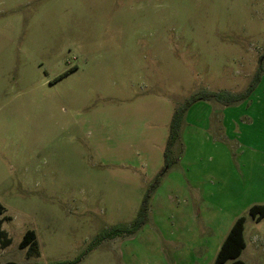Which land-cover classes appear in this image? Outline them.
<instances>
[{"label":"rangeland","instance_id":"obj_1","mask_svg":"<svg viewBox=\"0 0 264 264\" xmlns=\"http://www.w3.org/2000/svg\"><path fill=\"white\" fill-rule=\"evenodd\" d=\"M260 67L189 107L166 169L175 108ZM0 205V264H213L240 217L264 264V0H0Z\"/></svg>","mask_w":264,"mask_h":264},{"label":"trees","instance_id":"obj_2","mask_svg":"<svg viewBox=\"0 0 264 264\" xmlns=\"http://www.w3.org/2000/svg\"><path fill=\"white\" fill-rule=\"evenodd\" d=\"M262 74V68H258L255 72L248 87L240 93H232L228 91L213 92L207 89L198 91L191 94L183 103L175 108L174 113L170 120L169 135L165 145L163 158L165 167L168 169L175 163V159H172L171 148L175 141L179 140L180 130L184 116L191 105L196 102L206 101L220 104L223 107L236 105L248 98L253 92L257 84L260 82ZM161 175L155 180L154 189L157 187L161 180ZM152 191H148L145 195L140 209L138 211L136 219L130 224H119L112 226L108 229H104L97 234L90 244L88 250L96 247L98 244L104 241L114 240L116 238H126L134 235L146 222L148 217V202ZM2 206L0 205V214L2 213ZM249 216L256 222L264 221V205H254L249 209ZM4 220L8 218L3 217L0 219V248L5 249L11 244V239L7 236V233L1 229V225ZM245 219L243 217L238 218L233 226L230 228L228 234L223 240L220 249L213 264H245L239 259L242 251L245 249V242L243 237ZM36 247L35 232L32 230L26 231L22 240L19 243L20 249H34ZM79 259L73 262H58L56 264H78ZM14 264V263H6Z\"/></svg>","mask_w":264,"mask_h":264}]
</instances>
